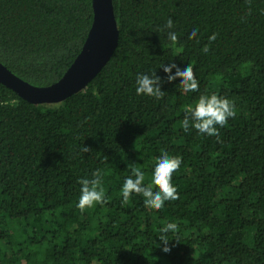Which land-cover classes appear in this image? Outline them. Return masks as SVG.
I'll list each match as a JSON object with an SVG mask.
<instances>
[{
    "label": "trees",
    "instance_id": "obj_1",
    "mask_svg": "<svg viewBox=\"0 0 264 264\" xmlns=\"http://www.w3.org/2000/svg\"><path fill=\"white\" fill-rule=\"evenodd\" d=\"M113 3L118 45L83 90L35 104L0 83V264H264V0ZM93 18V0H0V61L53 84ZM171 62L193 65L196 91L167 80L161 65ZM154 71L164 95L137 96L136 74ZM213 93L235 116L218 137L184 131L186 106ZM162 150L182 158L172 176L179 198L159 210L135 193L122 204L132 167L157 188ZM97 172L107 202L82 211L80 180ZM168 222L177 229L165 253L158 236Z\"/></svg>",
    "mask_w": 264,
    "mask_h": 264
},
{
    "label": "clouds",
    "instance_id": "obj_2",
    "mask_svg": "<svg viewBox=\"0 0 264 264\" xmlns=\"http://www.w3.org/2000/svg\"><path fill=\"white\" fill-rule=\"evenodd\" d=\"M165 27L172 29L174 22L171 17L168 18ZM198 32V27L193 26L188 33L189 37H195ZM168 39L175 43L177 34L175 31L167 32ZM216 34L209 36V40H214ZM204 53L209 51L205 45L201 49ZM164 73L167 74V80L173 81L179 77V84L188 92H194L199 87V82L193 73V65L185 64L183 67L175 62L162 64ZM160 66V67H161ZM175 69V71H173ZM162 78L156 74V71L151 74L137 73L135 78V93L137 96H147L160 99L164 95L162 90ZM235 116L233 103L222 96L213 93L211 95H200L195 106H186L184 118L181 126L184 131H191L195 128L199 133L209 136L219 135V125L223 127L227 124L228 118ZM191 125V126H190ZM83 151L87 152L88 147L84 146ZM182 158L179 155H170L167 150H162L160 155L155 159L152 168L151 179L152 183L157 186L154 190L151 185H145V172L140 167H132L131 175L126 177L120 187V195L122 196L121 203H129L133 193L141 194L144 197L143 203L153 209H162L165 207L166 201H175L179 198V193L176 186L172 183L173 173L181 166ZM80 196L77 202V207L80 210L93 208L97 204L103 205L107 202L106 190L102 183V177L99 172L94 173L93 179H81ZM177 224L168 222L160 228L158 236L161 242V250L165 253L171 250L170 240L167 238L169 231L175 232Z\"/></svg>",
    "mask_w": 264,
    "mask_h": 264
},
{
    "label": "water",
    "instance_id": "obj_3",
    "mask_svg": "<svg viewBox=\"0 0 264 264\" xmlns=\"http://www.w3.org/2000/svg\"><path fill=\"white\" fill-rule=\"evenodd\" d=\"M93 11V22L81 51L58 81L46 86L32 84L0 61V83L35 104L58 103L83 90L108 62L119 42L113 0H93Z\"/></svg>",
    "mask_w": 264,
    "mask_h": 264
},
{
    "label": "rangeland",
    "instance_id": "obj_4",
    "mask_svg": "<svg viewBox=\"0 0 264 264\" xmlns=\"http://www.w3.org/2000/svg\"><path fill=\"white\" fill-rule=\"evenodd\" d=\"M19 223H20L19 221H14L13 223H11V226L15 225L16 227H18V225H20Z\"/></svg>",
    "mask_w": 264,
    "mask_h": 264
}]
</instances>
